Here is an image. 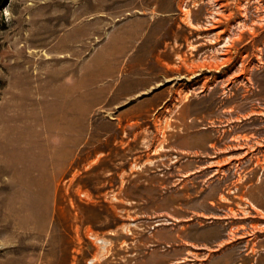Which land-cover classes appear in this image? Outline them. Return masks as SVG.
<instances>
[{"label": "rangeland", "instance_id": "1", "mask_svg": "<svg viewBox=\"0 0 264 264\" xmlns=\"http://www.w3.org/2000/svg\"><path fill=\"white\" fill-rule=\"evenodd\" d=\"M0 264H264V0H0Z\"/></svg>", "mask_w": 264, "mask_h": 264}, {"label": "crops", "instance_id": "2", "mask_svg": "<svg viewBox=\"0 0 264 264\" xmlns=\"http://www.w3.org/2000/svg\"><path fill=\"white\" fill-rule=\"evenodd\" d=\"M181 12L180 13L177 12L179 14H176V12L168 13V14H162V15H168V16H163V17L166 19V21L169 22L170 25H172L174 28H176V30H174V32H178V33L176 35L171 36L168 39H166V37H165V43L164 44L162 43L159 48H165V49L173 48L175 50V46L176 47H180L182 45L185 46V43H187L189 41V39L193 38L192 34L195 32V30H193L192 26L187 22V20L185 18H183L184 12H182V13ZM152 15L153 16H152L151 21L156 23L160 19V18H158V16H160V14H158L156 12V13H153ZM182 31H184V35L182 36V39H181V38H178V36H179V32H182ZM186 31H188V32H186ZM195 34L198 35L201 33L195 32ZM119 36L121 37V35H119ZM122 38L125 39V37H123V36H122ZM196 41H197V39H196ZM164 46H166V47H164ZM97 48H98L97 49L98 53L100 55H102V54L104 55V52L106 50H108L107 49L108 47L105 44H102V45L98 46ZM108 53H105V56L108 59V61L106 63H108L109 65L112 66V68L115 69L116 65L120 64V63H116L115 58H114L116 51H113L111 55ZM92 57L93 58L91 59V63H97V60L99 59L98 54L96 56L93 55ZM115 63H116V65H115ZM142 88L147 89V87H144V86ZM138 91H133V92H138Z\"/></svg>", "mask_w": 264, "mask_h": 264}]
</instances>
